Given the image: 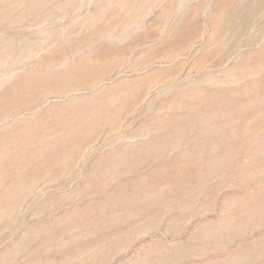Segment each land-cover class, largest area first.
I'll list each match as a JSON object with an SVG mask.
<instances>
[{
    "label": "rangeland",
    "instance_id": "rangeland-1",
    "mask_svg": "<svg viewBox=\"0 0 264 264\" xmlns=\"http://www.w3.org/2000/svg\"><path fill=\"white\" fill-rule=\"evenodd\" d=\"M0 32V264H264V0H0Z\"/></svg>",
    "mask_w": 264,
    "mask_h": 264
},
{
    "label": "bare ground",
    "instance_id": "bare-ground-1",
    "mask_svg": "<svg viewBox=\"0 0 264 264\" xmlns=\"http://www.w3.org/2000/svg\"><path fill=\"white\" fill-rule=\"evenodd\" d=\"M237 3H238V2H237ZM253 6H254V5H253ZM253 6H252V7H253ZM238 7H239V4H238ZM250 7H251V6H250ZM250 7H249V8H250ZM231 8H232V7H231ZM236 9H237V8H236ZM238 9H239V8H238ZM251 9H252V8H251ZM251 9H250V11H251ZM234 10H235V9H234ZM243 10H244V8H243ZM253 11H254V10H253ZM251 12H252V11H251ZM37 13H38V12H37ZM227 13H228V12H227ZM241 13H242V12H241ZM243 13H244V12H243ZM248 13H249V12H248ZM31 14H32V13H31ZM228 14H229V13H228ZM32 15H33V14H32ZM194 15H195V14H194ZM240 15H241V14H240ZM242 15H243V14H242ZM242 15H241V16H242ZM246 15H247V12H246ZM15 17H16V16H15ZM33 17H34V16H33ZM33 17H32V18H33ZM246 17H247V16H246ZM11 18H12V17H11ZM230 18H231V17H230ZM250 18H251V17H250ZM229 20H230V19H229ZM231 20H232V19H231ZM17 21H18V19H17ZM249 22H250V21H249ZM227 25H228V24H227ZM247 25H248V23H247ZM241 26H242V25H241ZM226 27H227V26H226ZM4 28H5V27H4ZM22 28H23V27H22ZM212 28H213V27H212ZM6 29H7V28H6ZM224 29H225V27H224ZM1 30H2V28H1ZM101 30H102V29H101ZM2 31H3V30H2ZM26 31H28V30H26ZM224 33H225V32H224ZM224 33H223V34H224ZM1 34H2V32H0V45H1V44L3 45V43L6 42V41H3V39L1 38V37H2ZM222 36H223V35H222ZM157 37H158V36H157ZM218 37H219V36H218ZM157 39H158V38H157ZM6 40H7V39H6ZM9 40H10V39H9ZM8 42H9V41H8ZM63 42H64V41H63ZM6 43H7V42H6ZM12 43H13V42H12ZM159 43H160V42H159ZM218 43H219V42H218ZM59 44H60V43H59ZM66 44H67V43H66ZM4 45H5V44H4ZM11 45H12V44H11ZM72 45H73V44H72ZM6 46H7V45H6ZM12 46H13V45H12ZM20 46H21V45H20ZM20 46H19V47H20ZM31 46H33V45H32V44L25 43V44L23 45V47H24L23 53H30ZM1 47H2V46H1ZM10 47H11V46H10ZM2 48H4V47H2ZM20 48H21V47H20ZM73 48H76V47H73ZM7 49H8V48H7ZM21 49H22V48H21ZM0 50L2 51V49H0ZM5 50H6V49H5ZM67 50L69 51V49H67ZM73 50H76V49H73ZM104 50H105V49H104ZM20 51H22V50H20ZM64 51H65V49H64ZM70 51H71V50H70ZM70 51H69V52H70ZM78 51H79V50H78ZM80 51H82V50H80ZM105 51H106V50H105ZM34 52H35V51H34ZM107 52H109V51H107ZM226 52H227V51H226ZM0 53H1V52H0ZM5 53H6V52H5ZM65 53H67V52H65ZM31 54H32V53H31ZM31 54H30V55H31ZM78 54H79V53H78ZM78 54H77V55H78ZM105 54H106V52H105ZM8 55H9V54H8ZM77 55H76V56H75V55H72V56L77 57ZM95 55H96V54H95ZM100 55H101V54H100ZM6 56H7V55H6ZM13 56H14V55H13ZM21 56H22V55H21ZM60 56H61V55H60ZM72 56H71V57H72ZM101 56H102V55H101ZM63 57H64V56H63ZM75 57H73V58H75ZM91 57H92V56H91ZM99 57H100V56H99ZM224 57H225V56H224ZM26 58H27V56H26ZM0 59H1V58H0ZM61 59H62V58H61ZM61 59H59V60H60V63H58V59H55V60L49 61V66H51L52 63L55 62V63L61 64L59 67H58V64H57V65L55 64L58 68H60L62 65H65V64L68 63V62H67L68 60L64 61V58L62 59L63 61L61 62ZM94 59H95V58H94ZM27 60H28V58H27ZM31 60H32V59H31ZM72 60H73V59H72ZM28 61H29V60H28ZM91 61H92V59H91ZM2 62H3V61H2ZM45 62L48 63V61H45ZM45 62H44V63H45ZM70 62H71V60H70ZM16 63H17V62H15V64H16ZM30 63H31V62H30ZM44 63H43V62H42V63L39 62V65H40V64L43 65ZM15 64H14V65H15ZM17 64H19V63H17ZM33 64L36 65V64H38V63L36 62V63H33ZM122 64H123V63H122ZM124 64H125V63H124ZM22 65H24V64H22ZM26 65H27V64H26ZM28 65H29V63H28ZM44 65H45V64H44ZM55 65L52 66V68L55 67ZM120 65H121V64H120ZM120 65H119V66H120ZM16 66H18V68H19V66H21V64H20V65H16ZM30 66H31L30 68L33 67V66H32V63H31ZM46 66H47V65H46ZM13 67L15 68V66H13ZM22 67H23V66H22ZM34 67L37 68V65L34 66ZM38 67H39V69H37V70H40V67H42V66L40 65V66H38ZM44 67H45V66H44ZM47 67H48V66H47ZM0 68H1V67H0ZM10 68H12V67H10ZM23 68H24V67H23ZM28 68H29V67H28ZM48 68L51 69L50 67H48ZM48 68H41V69H43L44 72H45L46 70L49 71ZM55 68H56V67H55ZM118 68H119V67H118ZM8 71H9V70H8ZM54 71H55V70H54ZM40 72H41V71H40ZM42 72H43V71H42ZM24 73H26V72H24ZM46 73H48V72H46ZM31 74H32V72H31L30 74H28V75L31 76ZM33 74H34V73H33ZM28 75H27V76H28ZM34 75H35L34 77H36V73H35ZM39 75L41 76L42 74L39 73ZM45 75H46V77H45V78H42V79H45V80H46L48 74H45ZM45 75H42V77L45 76ZM25 76H26V75H25ZM31 77L33 78V75H32ZM37 77H38V75H37ZM37 77H36V78H37ZM39 78H40V77H39ZM51 78H52V77H51ZM37 79H38V78H37ZM42 79H41V80H42ZM122 79H123V78H122ZM17 80H18V79H17ZM66 80H67V79H66ZM123 80H124V79H123ZM125 80H126V79H125ZM48 81H49V79L47 80V82H48ZM16 82H18V81H16ZM16 82H15V83L13 82V83L16 84ZM20 82H22V81H20ZM43 82H44V80H43ZM13 83H12L11 86L14 85ZM44 84H45V83H44ZM21 85H22V84H21ZM82 85L84 86V84H82ZM86 85H89V83H88V84L85 83V86H86ZM90 85H91V84H90ZM94 85H95V84H94ZM94 85H92V86H94ZM14 86H15V85H14ZM83 86H82V87H83ZM92 86H90V87H87V86H86V87L89 89V88H92ZM16 87H17V85H16ZM16 87H15V88H16ZM32 87H33V85H32ZM39 87H40V86H39ZM45 87H46V86H45ZM47 87H48V85H47ZM70 87H71V86H70ZM76 87H77V86H76ZM76 87H73V86H72V88L69 89V90H71V91L74 90L75 93H74V92L71 93L69 90H68V92H70V94H76L77 90H79V88H76ZM23 88H24V87H23ZM23 88H22V89H23ZM34 88H35V87H34ZM63 88H64V87H63ZM65 88H66V89H65ZM65 88H64L65 90L68 89V87H65ZM74 88H75V89H74ZM84 88H85V87H84ZM87 88H86V89H87ZM16 89H17V88H16ZM80 89H81V88H80ZM88 89H87V90H88ZM20 90H21V89H20ZM23 90H24V89H23ZM29 90H30V88H29ZM44 90H45V88H44ZM52 90H53V89H52ZM65 90H64V91H65ZM81 90H82V89H81ZM24 91H25V90H24ZM39 91H40V90H39ZM54 91L57 92V91H60V90H55V89H54ZM54 91H53V97L55 96V95H54ZM64 91L61 90V92L65 93ZM79 91H80V90H79ZM33 92H34V91H33ZM40 92H41V91H40ZM68 92H66L65 94H63V93L60 94V92H59L58 95H56V98L58 97V98L60 99V98H62V97H60V96H62V95H63V96H64V95H67V96H68V95H69V94H67ZM15 93H16V92H15ZM37 93H38V92H37ZM47 93H48V97H49V98H53V97H50V96H49V95H51L49 92L44 93V95L47 94ZM51 93H52V92H51ZM18 94H19V93H18ZM33 94H34V93H33ZM35 94H36V92H35ZM24 95H25V94H24ZM26 95H27V94H26ZM28 95H29V94H28ZM30 95H32V93H31ZM39 96H40V95H39ZM20 97H21V96H20ZM44 97H46V95H45ZM11 98H13V97H11ZM58 98H57V99H58ZM17 99H18V97H17ZM113 99H114V98H113ZM15 100H16V98H15ZM42 100H43V99H42ZM69 100H70V99H69ZM66 101H67V100H66ZM113 101H114V100H113ZM12 102H13V103H12ZM12 102L10 101L9 103H12L13 105H15V109H17L18 106H16V105H17L16 101H15V104H14V101H12ZM17 102H18V101H17ZM9 103H8V104H9ZM35 103H36V102H35ZM111 103H112V102H111ZM4 104H5V106H6V103H4ZM12 104H11V105H12ZM28 104H29V103H28ZM28 104L25 105V106H26V107H27V106L29 107L30 105L33 106V105H32L33 103H32V104H29V105H28ZM45 105H46V104H45ZM0 106L2 107V104H1ZM1 107H0V108H1ZM6 107H7V106H6ZM10 107H11V106H10ZM10 107H8V108L10 109ZM16 107H17V108H16ZM19 107H20V106H19ZM21 107H22V106H21ZM23 107H24V106H23ZM23 107H22V108H23ZM28 107H27V108H28ZM4 108H5V107H2V112H3V109H4ZM22 108H21V109H22ZM32 108H33V107H32ZM21 109L19 108L20 111H21ZM23 109H25V108H23ZM27 110L30 111V109H27ZM0 111H1V110H0ZM2 112H1V113H2ZM3 114H4V112H3ZM1 115H2V114H1ZM1 115H0V117H1ZM18 115H19V113H18ZM4 117L7 118V116H5V115L3 116V118H2V117H1V118L4 120ZM1 118H0V119H1ZM5 120H6V119H5ZM2 122H3V121H2ZM0 123H1V120H0Z\"/></svg>",
    "mask_w": 264,
    "mask_h": 264
}]
</instances>
